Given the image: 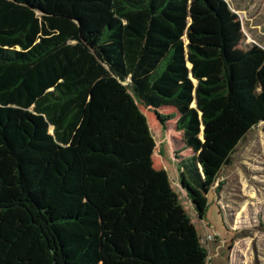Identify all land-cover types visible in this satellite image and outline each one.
Segmentation results:
<instances>
[{"label":"trees","instance_id":"obj_1","mask_svg":"<svg viewBox=\"0 0 264 264\" xmlns=\"http://www.w3.org/2000/svg\"><path fill=\"white\" fill-rule=\"evenodd\" d=\"M242 41L225 0H0V264H206L138 104L178 116L204 212L264 122Z\"/></svg>","mask_w":264,"mask_h":264},{"label":"rangeland","instance_id":"obj_2","mask_svg":"<svg viewBox=\"0 0 264 264\" xmlns=\"http://www.w3.org/2000/svg\"><path fill=\"white\" fill-rule=\"evenodd\" d=\"M241 23L242 49H264V0H225ZM147 119L155 148L152 167L164 170L179 203L195 226L207 250L206 264H264V122L238 144L231 163L224 166L206 196V210L182 184L181 163L192 157L183 134L176 129L178 116L160 125L153 109L138 104ZM157 113L175 114L172 108Z\"/></svg>","mask_w":264,"mask_h":264}]
</instances>
